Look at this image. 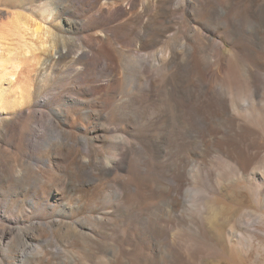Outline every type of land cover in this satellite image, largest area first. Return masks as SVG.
I'll use <instances>...</instances> for the list:
<instances>
[{"label": "bare ground", "instance_id": "bare-ground-1", "mask_svg": "<svg viewBox=\"0 0 264 264\" xmlns=\"http://www.w3.org/2000/svg\"><path fill=\"white\" fill-rule=\"evenodd\" d=\"M126 1L129 10L120 7L117 13L108 11L99 19L108 28L103 36H70L79 22L66 19V28L53 34L50 51L43 58L29 48L21 53L25 58H10L13 50H7L10 57L2 58L19 70L24 60L31 66H44L52 53L73 59L81 52L84 62L73 77L82 87L64 94L67 107L50 114L41 109L36 112L49 116L58 133L57 143L44 136L40 139L33 129L24 146L32 153L34 166L30 163L15 172L0 161V182L17 189V196L32 194L34 208L28 213L34 220L26 225H0V252L5 256L0 264H23L29 255L48 262L55 255L58 264L129 263V222L134 244L143 229H153L155 264L191 261L202 255L208 241L217 245L223 239L241 246L248 242L247 236L264 235V2L251 0L248 10L238 17L231 12L237 0H141V10L136 12L138 0H103V6H121ZM29 2L3 0L13 8ZM172 5L175 8L170 11ZM41 12H48V17L57 13L46 7ZM132 13L133 18L126 19L131 20L132 36L109 28L113 19ZM192 16L203 17V24L188 26L179 36L177 30L158 50H145L159 36V28L172 19L178 23ZM3 28L4 38L14 36L23 45L28 32L34 35L40 29L17 16ZM111 34L127 47L125 52L116 48ZM82 43L88 48L83 49ZM97 50H102V63L107 64V58L114 65L97 69L101 64L93 62ZM117 53L125 57L124 65L115 61ZM249 60L257 63L250 71L245 67ZM240 72L251 81L240 79ZM102 76L107 78L105 84L89 80ZM21 83L25 87L11 109L12 117L1 118L6 134H13V117L22 116L14 111L29 108L32 102L28 81ZM77 129L89 134L79 135ZM40 142L44 157L37 147ZM82 144L84 152L79 154L77 147ZM60 157L68 165L58 177L54 169ZM41 158L46 171L36 168ZM239 181L250 198L234 187ZM83 182L107 187L98 198L103 213L90 220L73 217L80 201L74 191ZM222 187L238 192L225 197L228 207L221 210L212 202L211 193L221 194ZM249 199L253 207L247 205ZM48 208H52L50 221L43 222ZM207 225L213 233L207 232ZM178 227L191 230L193 238ZM40 229L51 232L54 244H38L36 239L42 235L36 236L35 231ZM55 229L62 235H56ZM138 254L136 261L144 264Z\"/></svg>", "mask_w": 264, "mask_h": 264}, {"label": "rangeland", "instance_id": "rangeland-1", "mask_svg": "<svg viewBox=\"0 0 264 264\" xmlns=\"http://www.w3.org/2000/svg\"><path fill=\"white\" fill-rule=\"evenodd\" d=\"M140 1L141 0L137 1L138 4L135 6L134 9L135 12L141 10L139 3ZM257 2L262 3L264 2V0H257ZM250 3L251 0H237L236 5L232 7L231 12L234 14L235 17H238L239 15L245 13L248 10ZM24 6L26 7H19V8L8 7L3 4V0H0V40L1 41L3 40L2 43H5L2 44L0 42V46H1L0 53L2 54V55L0 54L1 56L0 64L2 65V68L5 69L0 72V74L2 75V76L0 75V161L5 163V165L13 171L19 169L21 170V168L22 169L26 168L28 165H30V163H31L30 166H34L33 163L34 157L31 155L32 154L31 152L29 151L27 152L24 146V144L27 143L26 141L27 137L29 136L32 137V134L34 132L33 129L35 130V133L38 135V137H40V139L41 137L44 136L43 138L45 139L50 138V140H52L54 144L57 143L59 138L58 133L55 128L51 127V124L48 121L49 116L45 114L36 115V112L37 110L39 111V109H41L42 111L48 112L50 114V113H54L53 109L62 111V109H65V107H67L68 96L64 95L65 92L71 88L82 87V85L75 82V79L73 77L77 74L78 71L77 69H79L82 66L84 59L82 58L81 52H79V55L74 56L73 59L70 56L59 58L57 54H54L52 56L53 54L52 53L50 54L51 60H48L44 66L41 64H38L36 66H31L30 64H28V61L24 60V62L21 64L22 66L20 65L21 70H19L20 68L18 67L16 69L15 63H12L11 61L4 62L3 59H6L9 56L10 50L11 51L13 50L12 54L10 53V56H12V57L9 56L10 58H15V56L16 57L21 56L22 58H25L23 57V55H21V53L24 52L25 50L28 51V48H29V52L34 51L35 54L40 55V57L43 58L44 54H46L50 49L49 44L53 39V34L55 35L56 33H61L66 28L65 25L66 19L76 20L79 22L78 26L75 29H72L70 36L77 38H80L82 36H88L91 34H94L95 37L103 36L105 34L104 31H107L108 28L106 27L107 25H103L100 23L102 16L105 17L108 11H110L109 13H113V14L117 13V11L120 10V7H125L127 10L130 9L129 5H127V1L121 4V6L112 5V4L103 6V0H78V1L77 0H30V2L26 3ZM44 7L55 10L57 12L56 15H54L53 17H48L49 14L48 12H44L42 14L41 11L42 8ZM99 8H101V10L100 12L99 11L97 12ZM170 8H171L169 9L170 11L174 10L173 8H175V5H172V7ZM133 15L134 14L132 13L126 16H121V17L119 16L118 18L113 19L108 24V26L110 29L114 27L117 32H125L128 34V37H130L132 36L134 30H128L131 20L126 22V19L129 17L130 19H132ZM16 16L22 18L24 21H26L27 24L30 23L31 28L34 27L40 28L38 32L34 33V35H30L29 34L30 32H28L25 35L26 37H24V40H22V42L24 41V45L18 43L17 39H15L14 36L13 37L7 36L5 38L2 36L3 33L2 29H4L3 27L5 26L6 28L7 25H9L14 20V18L16 19ZM202 24H203V17L200 16H192L189 18L184 17V19L179 20L178 23H176L172 19L171 23L168 24L166 23L164 28H159L157 30L159 32V36L157 38H153V40H151L150 42V46H147L145 50L147 52L158 50L163 46H165L167 43H169L170 40H172L171 38L173 36H176L177 30H179L178 32L179 34L177 33V36H179L184 33L186 27L200 26ZM3 35L5 34L3 33ZM2 37L3 39H1ZM110 38L116 41L117 43L115 44L116 48L120 49L122 52H125L127 50V47L121 45L120 42L116 40L114 34H111ZM82 48L87 49L88 47H86L82 43ZM101 52L102 50H97V53L93 59L95 66L98 63L102 64V65L101 64L98 65V67L96 66V68L100 69L108 65L111 66L114 65V61L113 60L111 61L107 58L106 60L108 61V63L107 64L102 63L103 61L102 57L104 56L101 55ZM116 57L117 59H115V61L117 60L116 61L117 63L121 65L125 64L124 56L117 53ZM246 62L247 63H245V67L249 71L250 69H253L257 65V63L254 62V60H249ZM263 63H264V55H263ZM11 75L12 76L14 75L13 79ZM239 76L240 79L242 78V80H245L248 83L251 81V77H249L248 74L240 72ZM24 79L28 81L27 85H28V89L30 90L32 102L29 108L25 106H21L14 111L15 115L21 113L22 116L13 117L14 118L13 134H11L10 132H7L6 134V132L4 131L5 127L2 122L3 120H1V118L10 119L12 117V115L10 116V112L15 104V101H17V99L21 97L20 91L22 90V85H23L21 82ZM89 80L93 84H105L107 82L106 81L107 78H105L104 76L99 78L91 77ZM128 85L129 84L125 81L124 87ZM83 96L85 99L89 98L85 95ZM26 111L31 114L30 117L24 116V114L27 113ZM20 131L22 132L21 138L23 139V141L19 137ZM76 132L79 135L89 134L86 129H77ZM40 144H37V147L40 148L39 154L43 152L42 155L40 156L44 157L45 155V151L43 149L44 144L43 142H40ZM84 147L85 146L83 144L77 147L79 154H83ZM65 161H66L65 157L59 158L58 160L59 164L58 166H55V168L57 169H54L56 170L55 173L56 176L60 177V175L64 173L66 166L68 165V163H66ZM44 163H45L44 159L41 158L36 168L37 169L41 168L46 171L44 167ZM60 165L61 166L64 165V166L61 167ZM47 175L55 176L54 173H48ZM243 185L244 183L242 181H239L234 185V187H236V189L238 190L240 189L239 192H242L244 195L249 197V193L244 189ZM232 188L225 190V188L222 187L221 194L211 193L212 194L211 200L219 209L222 210L228 207V203L225 201L226 196L229 195L231 196L233 191L238 192V190ZM31 191L32 189L29 188L28 192ZM17 192L18 190L13 188V186L10 185L9 183L0 182V225H7V224L14 225L17 223L21 226H24L26 225V223L29 222V220L31 221L34 220L32 215L31 216L28 215L29 212L34 211V208L31 205V201L33 200V195L28 193L26 195L21 194L17 196L16 195ZM74 192L80 197L79 207L73 213L74 218L75 217H80L85 219L89 218L88 220H90L93 219L91 217L94 216L97 217L99 214L103 213V209H101L102 206L99 203V199L103 197L104 194L107 192V187L104 184L97 188L96 185H90L88 183L83 182L80 184H76V188ZM17 199L18 202L15 204L16 201L14 202V200ZM247 205L250 207L254 206L252 199H249ZM54 208H56V206H54ZM50 209L52 208H48L45 211L44 216L42 218L43 222L50 221V216H49ZM18 213L19 214L22 213V214L18 216L16 215ZM132 226L133 224L130 222L127 225V229L129 233L127 237V242H128V247H130L128 248L129 251L127 257L130 259L131 262L125 264H141L137 262L139 260L138 259L139 252L141 255L140 257L142 258L141 260L143 261L144 264H151V262L152 264H155L156 260L154 259H156L157 256L153 252V248H154L153 243L155 237L153 229L152 228L143 229L140 238L136 241L138 243H135L136 244L135 245L130 234L132 233L131 231L133 230ZM181 228L182 227H178L177 230H179L182 233L186 232V235L188 237L190 236L189 238L191 239L193 238L191 230H188V228L186 229L183 228L181 229ZM41 230L42 229H40V231L39 230L35 231L36 236L39 235V232L42 235L41 237L36 239L38 244H42V245L54 244V241L52 240L51 232L48 230H42L43 232H41ZM55 230L54 232L56 235L59 236L62 235V232ZM206 230L207 232L210 231V233L214 232L211 231V227L208 225L206 226ZM22 231H24V229L20 230L19 233ZM247 239L248 242L246 244H242L241 246L236 245L234 243L230 244L225 241L223 242V239L222 242H219L217 245L208 241L207 242L208 244H205L204 246V252L202 253V255L188 262L181 261L179 259L180 261L177 260L176 262L178 263L176 264H263L262 262L264 260V235L253 234L249 237L247 236ZM131 244L134 246H132ZM131 247L133 248L131 249ZM134 249L137 250L135 251ZM51 256L52 255H49L50 258ZM4 257H5L4 252L3 253L0 252V261L2 259H4L5 261ZM47 262L48 261L46 259L43 258L34 259L33 256L29 255L27 261H25L23 264H48L49 262H50L49 264H58L57 263L58 256L56 257L55 255H53L51 260L48 263Z\"/></svg>", "mask_w": 264, "mask_h": 264}]
</instances>
